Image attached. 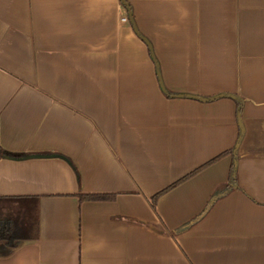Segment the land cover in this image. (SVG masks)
Wrapping results in <instances>:
<instances>
[{
	"label": "crops",
	"instance_id": "1",
	"mask_svg": "<svg viewBox=\"0 0 264 264\" xmlns=\"http://www.w3.org/2000/svg\"><path fill=\"white\" fill-rule=\"evenodd\" d=\"M127 1L0 0V264H264V0Z\"/></svg>",
	"mask_w": 264,
	"mask_h": 264
},
{
	"label": "trees",
	"instance_id": "2",
	"mask_svg": "<svg viewBox=\"0 0 264 264\" xmlns=\"http://www.w3.org/2000/svg\"><path fill=\"white\" fill-rule=\"evenodd\" d=\"M120 1H121L123 4H125V5L127 6V8H130V5H129V3H128L127 0H120ZM2 155L17 156V155H19V154H17V153H13V152H10V151H8V150L3 149L2 147H0V156H2ZM233 172H234V171H232V175H231V178H230L231 181H233L234 178H235ZM82 196L85 197V198L96 199V198H103V197H106L107 195H105V194H99V193H89V194H84V195H82ZM11 235H12V236H10V237L7 238V239L10 240V241H12V238L15 237V234H12V233H11Z\"/></svg>",
	"mask_w": 264,
	"mask_h": 264
},
{
	"label": "water",
	"instance_id": "3",
	"mask_svg": "<svg viewBox=\"0 0 264 264\" xmlns=\"http://www.w3.org/2000/svg\"><path fill=\"white\" fill-rule=\"evenodd\" d=\"M128 15H129V18L132 19V12L130 8H128Z\"/></svg>",
	"mask_w": 264,
	"mask_h": 264
}]
</instances>
